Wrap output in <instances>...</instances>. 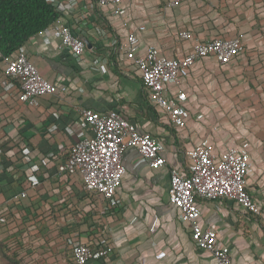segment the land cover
<instances>
[{"label": "crops", "instance_id": "1", "mask_svg": "<svg viewBox=\"0 0 264 264\" xmlns=\"http://www.w3.org/2000/svg\"><path fill=\"white\" fill-rule=\"evenodd\" d=\"M167 2L126 0L124 16L105 17L119 43L145 26L138 33L142 55L156 45L162 55L179 58L197 42L218 36L239 37L245 47L228 66L208 57L191 68L183 88L192 118L177 131L178 141L163 127L159 111L156 124V109L124 52L114 56V65L112 34L99 49L103 73L90 49L79 64L57 34L31 38L24 45L29 59L56 86L37 107L18 101V85L7 88L0 58V243L20 264H74L72 240L88 244L104 237L114 244V255L88 264H216L192 242L190 227L169 204L170 170L181 167L182 153L204 138L218 153L250 144L246 185L261 213L227 201H199L201 225L217 231L233 264H264V0H184L173 8ZM184 29L191 38L180 41ZM81 108L117 109L167 146V166L161 169H151L134 149L125 153L122 185L106 214L103 199L95 205L80 178L59 171L74 143L91 134ZM0 264H8L2 251Z\"/></svg>", "mask_w": 264, "mask_h": 264}, {"label": "built area", "instance_id": "2", "mask_svg": "<svg viewBox=\"0 0 264 264\" xmlns=\"http://www.w3.org/2000/svg\"><path fill=\"white\" fill-rule=\"evenodd\" d=\"M125 1L97 0V5H94L91 0H46L61 17L41 34H57L62 47L71 53L75 62L81 64L89 50L87 42L93 51L103 40L111 38L109 30L95 26L96 8L104 15L109 12L122 17L126 14L122 7ZM183 1L168 0L167 7H177ZM143 30L145 26L141 25L129 32L119 49L139 72L150 105L162 113L167 124L177 131L184 130L192 118L191 99L183 88L191 68L208 57H214L220 65L228 66L244 53L243 42L239 37L218 36L197 42L179 58L162 55L156 45L147 46L142 55L138 33ZM190 38L191 32L187 29L178 33L180 41ZM113 45H116L115 40ZM94 59L95 68L103 73V56L95 55ZM3 61L9 78L6 86L10 89L18 85V101L23 105L37 107L42 97L55 93L56 86L41 75L24 46ZM80 114L91 134L74 143L67 159L59 165V171L80 178L87 192L99 195L108 203L114 202L126 172L124 155L130 149L136 150L151 169L167 166V146L163 140L141 131L119 110L99 112L81 108ZM203 117L199 114L196 119L202 120ZM250 160V144L247 141L218 153L212 141L204 138L182 153L181 167L170 170L169 204L178 211L179 221L190 227L192 242L212 254L216 264H233L231 251L220 241L216 230L202 227L199 201H227L248 213L259 215L261 209L246 185ZM21 196L26 197V194ZM71 246L74 264L107 259L115 251L111 242L90 246L72 240Z\"/></svg>", "mask_w": 264, "mask_h": 264}, {"label": "trees", "instance_id": "3", "mask_svg": "<svg viewBox=\"0 0 264 264\" xmlns=\"http://www.w3.org/2000/svg\"><path fill=\"white\" fill-rule=\"evenodd\" d=\"M91 2L97 5V0H91ZM96 14L97 21L95 22V26H102L104 29L109 30L113 38L115 37L116 39V50L111 51L110 56L117 67V61L114 56L120 52V39L113 31L104 13L96 8ZM60 17L59 12L50 6L46 0H0V58L4 59L12 56L31 38L51 27ZM100 45L92 49L96 56H101ZM157 113L158 111L156 110V124H159ZM163 119L165 120L164 117ZM163 127L178 141L177 130L175 128L167 123ZM90 194L96 205V201H100L101 199L100 196L94 193ZM103 203L105 207L103 210L106 213L109 212L107 209L109 203L107 201H103ZM107 242L104 237L103 240L93 239V242L88 244L90 246H102ZM0 251L3 252L8 264H20V261L15 256L7 255L8 253L2 243H0Z\"/></svg>", "mask_w": 264, "mask_h": 264}, {"label": "water", "instance_id": "4", "mask_svg": "<svg viewBox=\"0 0 264 264\" xmlns=\"http://www.w3.org/2000/svg\"><path fill=\"white\" fill-rule=\"evenodd\" d=\"M88 48L91 49V44L87 42Z\"/></svg>", "mask_w": 264, "mask_h": 264}, {"label": "rangeland", "instance_id": "5", "mask_svg": "<svg viewBox=\"0 0 264 264\" xmlns=\"http://www.w3.org/2000/svg\"><path fill=\"white\" fill-rule=\"evenodd\" d=\"M164 121H166V120H164ZM168 132V131H167Z\"/></svg>", "mask_w": 264, "mask_h": 264}]
</instances>
